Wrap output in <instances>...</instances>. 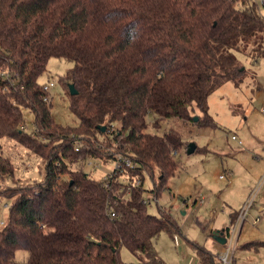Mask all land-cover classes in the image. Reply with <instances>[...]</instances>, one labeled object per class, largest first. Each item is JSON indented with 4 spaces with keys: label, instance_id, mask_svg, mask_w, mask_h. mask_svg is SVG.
Segmentation results:
<instances>
[{
    "label": "trees",
    "instance_id": "16d2710c",
    "mask_svg": "<svg viewBox=\"0 0 264 264\" xmlns=\"http://www.w3.org/2000/svg\"><path fill=\"white\" fill-rule=\"evenodd\" d=\"M249 45L264 56V15L254 0H0V138L45 161L42 180L0 187L11 201L0 264H165L155 241L162 233L176 240L181 228L162 206L151 214L145 197L160 199L190 143L164 124L217 128L209 97L243 82L247 71L236 52ZM51 58L74 64L63 81L78 92L68 87L77 126L55 120L50 91L39 82ZM24 109L34 117L31 132ZM203 151L197 144L194 153ZM116 156L135 168L105 180L87 170L89 162L114 163ZM14 172L0 150V177ZM243 209L212 232L227 238L220 246L234 226L242 230L246 217L235 215ZM256 242L239 247L264 248ZM188 246L199 264H221L211 249ZM122 248L139 262H124ZM19 251L28 254L25 263Z\"/></svg>",
    "mask_w": 264,
    "mask_h": 264
},
{
    "label": "rangeland",
    "instance_id": "374dc122",
    "mask_svg": "<svg viewBox=\"0 0 264 264\" xmlns=\"http://www.w3.org/2000/svg\"><path fill=\"white\" fill-rule=\"evenodd\" d=\"M254 1L264 15V0ZM245 49V53L236 52L239 63L247 71L243 82L238 86L235 82L226 83L209 97L208 111L217 128L175 120L164 124L168 130H179L185 142H195L205 152L182 153V169L169 180L160 199L156 201L151 193H146L149 212L158 216L162 206L172 213L181 228L176 240L162 233L155 241V249L165 264H199L188 240L211 249L219 258L230 247L229 259L233 254L237 264H264V248L248 251L239 247L254 240L264 247V210L261 211L264 208V56L256 57L260 53L255 45ZM73 67L70 60L51 58L47 72L39 79L41 84L53 82L49 92L53 104L51 111L63 126L79 125V119L69 109L70 84L63 81ZM194 111L202 116L198 109ZM24 115V128L31 132L34 117L28 109H24ZM232 136L237 137L236 141ZM0 150L15 166L13 178L0 177V187L13 186L17 181L28 184L44 178L45 161L13 139L0 138ZM88 164L87 170L97 180H105L114 170L113 162ZM152 186V179L146 174L145 188L151 190ZM250 202L253 204L247 211L242 230L239 232L241 224L233 229L234 226L227 246H220L212 232L229 226L230 216ZM10 204V200L0 197V222L6 223ZM242 214L243 211L238 212L235 217ZM16 254L17 261L25 263L28 254L21 251ZM121 256L126 263L139 262L125 248L121 249Z\"/></svg>",
    "mask_w": 264,
    "mask_h": 264
},
{
    "label": "built area",
    "instance_id": "2783aa9c",
    "mask_svg": "<svg viewBox=\"0 0 264 264\" xmlns=\"http://www.w3.org/2000/svg\"><path fill=\"white\" fill-rule=\"evenodd\" d=\"M51 86H54V85H53V82H51L50 84H46V85H44V90L47 91V92H49L50 89H51ZM263 114H264V109H263ZM236 139H237V138H236L235 136L232 137V140H233V141H236ZM115 159H116V161H114L113 164H114V170H116V171H121V170L124 169V168H128V169H130V168H135V164L132 162L131 159H124V158H122L121 156H116ZM114 170H113V171H114ZM108 177H109V176H108ZM108 177H107V178H108ZM139 182H140V181H137V185H139ZM254 196H255V195H254ZM252 204H253V202H250V203H247V204H246V206H245L244 209H243V214L240 215L241 220L245 219L246 214H247V211H248L249 208H251ZM0 224H3V222H0ZM228 248H229V249H228V251L226 252V254L220 256V259H221V263H222V264H230L229 256L231 255L230 253L232 252V248H230V247H228Z\"/></svg>",
    "mask_w": 264,
    "mask_h": 264
},
{
    "label": "water",
    "instance_id": "95a60500",
    "mask_svg": "<svg viewBox=\"0 0 264 264\" xmlns=\"http://www.w3.org/2000/svg\"><path fill=\"white\" fill-rule=\"evenodd\" d=\"M69 88H70V93H71L72 96L77 95L78 92L76 91V88H75L74 84H70ZM194 119H195L196 122L198 121L197 117H195ZM102 129H103L104 132L106 131L105 127H103ZM196 148H197V144L195 142L190 143V145L188 146L187 154L190 155V154L194 153ZM215 239L221 245H223V244H225L227 242V238L224 237L223 235L215 236Z\"/></svg>",
    "mask_w": 264,
    "mask_h": 264
},
{
    "label": "crops",
    "instance_id": "0c3cea01",
    "mask_svg": "<svg viewBox=\"0 0 264 264\" xmlns=\"http://www.w3.org/2000/svg\"><path fill=\"white\" fill-rule=\"evenodd\" d=\"M258 205H259V204H258ZM262 210H264V208H261V211H262ZM193 257H194V256H193ZM193 261H195V260H193ZM193 261L191 260V262H193Z\"/></svg>",
    "mask_w": 264,
    "mask_h": 264
}]
</instances>
